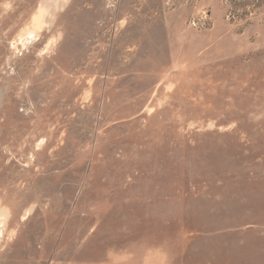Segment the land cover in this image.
Returning a JSON list of instances; mask_svg holds the SVG:
<instances>
[{
    "label": "rangeland",
    "instance_id": "obj_1",
    "mask_svg": "<svg viewBox=\"0 0 264 264\" xmlns=\"http://www.w3.org/2000/svg\"><path fill=\"white\" fill-rule=\"evenodd\" d=\"M41 1L0 0V264H264V0Z\"/></svg>",
    "mask_w": 264,
    "mask_h": 264
},
{
    "label": "bare ground",
    "instance_id": "obj_2",
    "mask_svg": "<svg viewBox=\"0 0 264 264\" xmlns=\"http://www.w3.org/2000/svg\"><path fill=\"white\" fill-rule=\"evenodd\" d=\"M66 2L67 0H42L38 8V12L42 16V20L40 21L48 26H51L53 23L54 15L56 14V12H58L64 7ZM0 241H1V231H0Z\"/></svg>",
    "mask_w": 264,
    "mask_h": 264
}]
</instances>
